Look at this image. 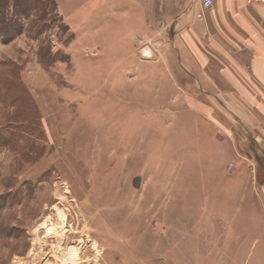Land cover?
I'll return each mask as SVG.
<instances>
[{
  "label": "rangeland",
  "instance_id": "374dc122",
  "mask_svg": "<svg viewBox=\"0 0 264 264\" xmlns=\"http://www.w3.org/2000/svg\"><path fill=\"white\" fill-rule=\"evenodd\" d=\"M139 1H0V264H264V98H174Z\"/></svg>",
  "mask_w": 264,
  "mask_h": 264
},
{
  "label": "crops",
  "instance_id": "0c3cea01",
  "mask_svg": "<svg viewBox=\"0 0 264 264\" xmlns=\"http://www.w3.org/2000/svg\"><path fill=\"white\" fill-rule=\"evenodd\" d=\"M164 1L169 26L162 31L169 45L164 59L168 93L176 94V99L186 97L189 93L183 85L192 83L214 101L264 98L258 87L264 89V0H213L201 14L196 0ZM130 2L136 10L134 18L142 20L141 1ZM131 16L124 13L126 19ZM157 64L153 61L151 67ZM247 135L253 148H264L255 132Z\"/></svg>",
  "mask_w": 264,
  "mask_h": 264
},
{
  "label": "built area",
  "instance_id": "2783aa9c",
  "mask_svg": "<svg viewBox=\"0 0 264 264\" xmlns=\"http://www.w3.org/2000/svg\"><path fill=\"white\" fill-rule=\"evenodd\" d=\"M199 6V13H203L205 10L211 8L213 5V0H196Z\"/></svg>",
  "mask_w": 264,
  "mask_h": 264
},
{
  "label": "trees",
  "instance_id": "16d2710c",
  "mask_svg": "<svg viewBox=\"0 0 264 264\" xmlns=\"http://www.w3.org/2000/svg\"><path fill=\"white\" fill-rule=\"evenodd\" d=\"M0 1H1V0H0ZM5 1L8 2V0H5ZM16 1H17V0H9V2L11 3V5H18V4L20 5V3L16 2ZM8 7H11V6L8 5ZM15 26H16V25L13 24V25L10 26V28H11V27L13 28V27H15Z\"/></svg>",
  "mask_w": 264,
  "mask_h": 264
},
{
  "label": "water",
  "instance_id": "95a60500",
  "mask_svg": "<svg viewBox=\"0 0 264 264\" xmlns=\"http://www.w3.org/2000/svg\"><path fill=\"white\" fill-rule=\"evenodd\" d=\"M139 181L138 180H135L134 184L135 185H138Z\"/></svg>",
  "mask_w": 264,
  "mask_h": 264
},
{
  "label": "bare ground",
  "instance_id": "6f19581e",
  "mask_svg": "<svg viewBox=\"0 0 264 264\" xmlns=\"http://www.w3.org/2000/svg\"><path fill=\"white\" fill-rule=\"evenodd\" d=\"M144 52H145V54H149L148 51H144Z\"/></svg>",
  "mask_w": 264,
  "mask_h": 264
}]
</instances>
